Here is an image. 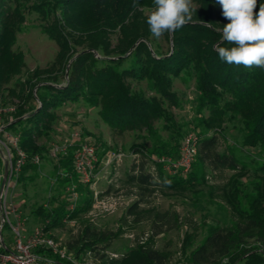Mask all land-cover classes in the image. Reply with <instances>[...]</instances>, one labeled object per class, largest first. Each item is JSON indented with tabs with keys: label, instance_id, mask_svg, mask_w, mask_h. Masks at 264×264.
I'll use <instances>...</instances> for the list:
<instances>
[{
	"label": "trees",
	"instance_id": "16d2710c",
	"mask_svg": "<svg viewBox=\"0 0 264 264\" xmlns=\"http://www.w3.org/2000/svg\"><path fill=\"white\" fill-rule=\"evenodd\" d=\"M192 4L191 22L156 39L146 22L153 0H0V105L16 106L5 118L6 129L20 135L19 145L29 156L15 181L28 180L27 173L38 170L31 157L48 154L43 139L50 138L65 106L84 102L97 109L112 135L141 138L129 146L139 154L126 179L137 198L124 216L149 221L150 238L112 257L108 249L121 228L102 229L86 220L66 243L75 258L90 253L99 264H167V255L153 245L154 237L182 223L197 233L198 224L189 217L182 221L175 211L141 205L158 189L185 196L198 194L204 186L213 199L217 186L209 184L208 175L230 170L220 188L235 219L230 225H207L195 246L187 240L186 263L264 264V69L220 60L215 46H234L221 43L229 21L217 0ZM27 14L40 20V30L57 46L45 67L26 69L25 54L16 47ZM176 79L193 82L196 93L199 142L186 174L169 173L159 162L166 156L177 158L185 136L173 110L184 104L174 89ZM229 127L239 134L233 144L225 140ZM75 149L59 155V166L70 175L61 180L76 186L78 202L69 212L66 203L32 209L47 228L61 225L68 213L74 219L91 208L93 193L78 178ZM35 252L42 259L39 264L63 262L47 248Z\"/></svg>",
	"mask_w": 264,
	"mask_h": 264
},
{
	"label": "rangeland",
	"instance_id": "374dc122",
	"mask_svg": "<svg viewBox=\"0 0 264 264\" xmlns=\"http://www.w3.org/2000/svg\"><path fill=\"white\" fill-rule=\"evenodd\" d=\"M39 23L38 18L32 14H27L23 31L18 34L16 47L25 54L26 69L47 66L53 60L57 51L56 44L40 30ZM174 89L184 100L182 108H173L177 123L183 128L184 135L190 131L198 134L199 130L194 128L198 120L195 116L196 93L193 82L186 84L180 79H176ZM13 106L16 109V106ZM2 107L8 108V106ZM59 114V119L54 124L50 138L43 139L49 152L44 159L40 157L41 161L37 164L39 165L38 170L28 172L27 174L31 178L23 182H17L13 179L11 186L7 189V185H5L2 192L4 153L0 147V195H2L0 229L4 241L12 246L16 239V234L12 228L17 223L16 214L21 217L24 223V226L21 227V234L24 235V232L32 226V218H37L31 213L32 209L40 205L52 208L58 204L66 203L69 206L72 203L69 194L70 184L61 180L62 177L68 178L70 175L62 171L63 166H59L60 153L54 157L50 151L54 144L62 146L64 140L71 139L75 132H78L80 136L78 140L71 142L72 149H75L80 143H90L98 150L99 162L95 177L89 184V190L93 193V200L95 196L98 197L109 186L113 188L109 194L104 195L102 198L109 199L107 201L112 207L114 206V210L103 213L92 222L93 225L102 229L117 230L121 228V235L112 241L108 249L110 256L118 257L137 243L143 244L148 241L152 233L151 223L147 220L134 222L132 217L124 216L127 207L137 198L135 196L136 189L131 188L126 179L136 155L139 156V154L132 153L129 146L135 140L139 142L141 138L135 139L130 133H125L123 136L112 135L108 132V125L98 116L97 109L89 107L84 102L65 106ZM7 117H9V114L4 113V122ZM9 132L14 133L11 130ZM224 134L226 135L225 140L231 144L239 138L238 132L232 127L225 130ZM220 140L222 142L220 149H222L224 139L220 138ZM232 173L233 171L224 170L214 176L208 175L209 184L217 186L213 199L208 196L207 188L204 186H201L198 194L188 193L185 196L158 189L150 198L149 203L141 205L143 209L150 206L161 211H175L182 221L189 217L193 218L198 224L197 233H194L192 229L182 223L178 228L167 230L154 237L153 245L167 255V264H187L185 260L188 247L187 240H193H191L190 246L197 245L205 234L204 229L207 225H230L234 221L235 217L223 201L220 188L227 182ZM86 215L85 213L78 218H74L73 222L67 220L68 218L65 216L61 225L52 228L46 227L45 230L50 237L60 243L62 248H66L67 241L78 234L84 222L86 220L91 222ZM46 224L45 220L39 218L35 221V226ZM75 260L76 262L73 264H99L90 253L81 254ZM41 264L45 263L42 262ZM233 264L245 263L238 260Z\"/></svg>",
	"mask_w": 264,
	"mask_h": 264
},
{
	"label": "built area",
	"instance_id": "2783aa9c",
	"mask_svg": "<svg viewBox=\"0 0 264 264\" xmlns=\"http://www.w3.org/2000/svg\"><path fill=\"white\" fill-rule=\"evenodd\" d=\"M14 111V106L4 108L0 105V147L2 148L4 157L9 162L8 180L6 182L7 189L11 186L12 181L17 178L23 166L29 159L26 151L19 145L20 135L18 133H11L6 129V123L4 122L3 115L4 113L6 114ZM79 136V133L75 132L71 139L68 138L64 140V144L62 146L54 144L50 153H52V156L54 157H56L59 153L62 155L67 154L69 147L72 145L71 142L78 140ZM198 142L199 136L197 133L193 131L187 132L181 141L179 156L177 158L166 156L160 158L159 162L163 164L164 169L169 173H188L197 154ZM31 161L34 164H39L41 158L39 155H34L31 157ZM73 162L80 182L83 184H90L95 177V171L99 162L97 148L90 143L78 144L75 151H73ZM69 194L72 203L68 206V210L72 211L79 199V195L74 184H70ZM98 197L95 196L91 208L86 212V216L91 222L103 213H109L114 210V206L112 207L107 201L109 199H103L102 197H99L102 198L99 199ZM105 201H107V203H105ZM66 218H68L67 220L73 222L69 213L66 215ZM15 219L17 223L15 226H12V228L16 234V239L14 240L13 245H8L2 236L0 237V264H39L42 259L35 252L38 247H44L51 250L59 257L60 260L63 261H57L52 264H73L76 262L74 255L70 251L66 248H62L60 243L56 242L48 235L45 230L46 225L35 226L31 235L26 238L21 234V227L24 226L21 217L16 214Z\"/></svg>",
	"mask_w": 264,
	"mask_h": 264
},
{
	"label": "clouds",
	"instance_id": "9594fccd",
	"mask_svg": "<svg viewBox=\"0 0 264 264\" xmlns=\"http://www.w3.org/2000/svg\"><path fill=\"white\" fill-rule=\"evenodd\" d=\"M222 16L229 22L222 28V41L232 44L215 50L227 64L264 69V3L258 0H217ZM147 11V25L152 36L174 34L192 21L195 11L192 0H153ZM259 8L258 12L254 11Z\"/></svg>",
	"mask_w": 264,
	"mask_h": 264
},
{
	"label": "water",
	"instance_id": "95a60500",
	"mask_svg": "<svg viewBox=\"0 0 264 264\" xmlns=\"http://www.w3.org/2000/svg\"><path fill=\"white\" fill-rule=\"evenodd\" d=\"M140 40H138L139 42ZM9 162L8 160L4 157V173H3V179H2V185H1V192L4 189V186L6 185V182L8 180V173H9ZM1 196L0 195V202H1ZM1 229H0V237H1ZM2 241V240H1ZM3 242V241H2Z\"/></svg>",
	"mask_w": 264,
	"mask_h": 264
},
{
	"label": "crops",
	"instance_id": "0c3cea01",
	"mask_svg": "<svg viewBox=\"0 0 264 264\" xmlns=\"http://www.w3.org/2000/svg\"><path fill=\"white\" fill-rule=\"evenodd\" d=\"M37 220V218H35V217H33L32 218V221H33V223H32V226L28 229V231H26V232H24V236L27 238V237H29L30 235H31V233H32V231H33V229H34V227H35V221ZM8 245H10V244H8Z\"/></svg>",
	"mask_w": 264,
	"mask_h": 264
}]
</instances>
